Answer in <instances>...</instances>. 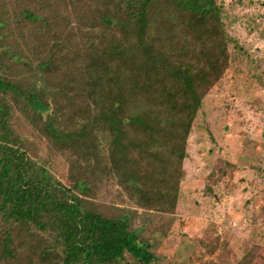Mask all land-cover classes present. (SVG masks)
Returning <instances> with one entry per match:
<instances>
[{"label":"trees","instance_id":"trees-1","mask_svg":"<svg viewBox=\"0 0 264 264\" xmlns=\"http://www.w3.org/2000/svg\"><path fill=\"white\" fill-rule=\"evenodd\" d=\"M218 0H0V264H156L194 118L229 62ZM18 112L66 161L27 154Z\"/></svg>","mask_w":264,"mask_h":264},{"label":"rangeland","instance_id":"rangeland-1","mask_svg":"<svg viewBox=\"0 0 264 264\" xmlns=\"http://www.w3.org/2000/svg\"><path fill=\"white\" fill-rule=\"evenodd\" d=\"M229 62L197 112L173 213L142 215L114 184L101 200L138 212L156 264H264V0H218ZM27 154L65 180L63 156L16 111Z\"/></svg>","mask_w":264,"mask_h":264}]
</instances>
